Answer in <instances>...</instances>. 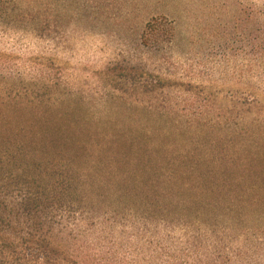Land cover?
Masks as SVG:
<instances>
[{
	"label": "rangeland",
	"instance_id": "374dc122",
	"mask_svg": "<svg viewBox=\"0 0 264 264\" xmlns=\"http://www.w3.org/2000/svg\"><path fill=\"white\" fill-rule=\"evenodd\" d=\"M23 1L41 11L35 25L13 18L0 25V136L13 132L37 157L71 163L87 182L95 179L94 196L105 203L117 178L123 188L143 186L146 180L137 179L155 160L170 168L186 156L178 149L211 158L210 145L231 144L221 133V96L255 91L264 99V70L254 53L264 0ZM152 18L171 22V38L161 32L147 44ZM128 64L167 82L166 91L153 97L112 89V67ZM43 85L51 87L36 101ZM256 115L244 123L254 124ZM232 126L234 141L245 136L242 121ZM249 141L245 155L264 165V148ZM211 187L203 199L218 196L213 213L221 218V187ZM253 242L244 257L264 264V239Z\"/></svg>",
	"mask_w": 264,
	"mask_h": 264
},
{
	"label": "trees",
	"instance_id": "16d2710c",
	"mask_svg": "<svg viewBox=\"0 0 264 264\" xmlns=\"http://www.w3.org/2000/svg\"><path fill=\"white\" fill-rule=\"evenodd\" d=\"M31 4L0 0V25L8 22H2L5 18L35 25L41 10ZM257 18L254 53L264 70V21ZM172 30L171 22L152 18L143 34L149 44L158 42L161 32L171 38ZM111 71L110 85L121 94L156 97L168 87L130 64ZM43 86L36 101L42 102L51 87ZM221 103V133L231 144L210 145L211 158H193L196 150L178 149L186 156L174 159L170 168L155 160L147 176L137 179L146 180L143 186L133 181L123 188L117 178L108 203L94 196L99 186L94 178L89 183L71 163L37 157L26 142L12 139L13 132H4L0 264H253L244 256L253 253L254 237L264 239V165L245 155V145L252 138L264 148V99L254 91L223 95ZM252 113H259L254 124L244 123ZM235 121H242L245 136L234 141ZM214 185L221 187V218L213 213L220 206L218 196L203 199L214 193ZM193 189L199 192L190 193ZM249 215L253 223L247 222ZM117 226L122 228L118 234L106 230Z\"/></svg>",
	"mask_w": 264,
	"mask_h": 264
}]
</instances>
